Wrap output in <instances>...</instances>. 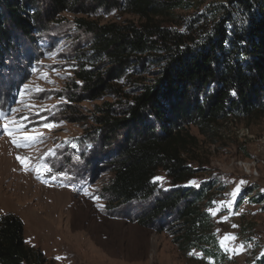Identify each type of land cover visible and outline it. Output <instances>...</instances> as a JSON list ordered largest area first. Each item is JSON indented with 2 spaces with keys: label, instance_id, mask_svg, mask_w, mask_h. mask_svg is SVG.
<instances>
[{
  "label": "rangeland",
  "instance_id": "1",
  "mask_svg": "<svg viewBox=\"0 0 264 264\" xmlns=\"http://www.w3.org/2000/svg\"><path fill=\"white\" fill-rule=\"evenodd\" d=\"M194 10H163L150 22L181 28ZM80 19L122 26L146 21L125 8L93 6L51 12L29 35L17 33L15 53L0 60V214L11 212L23 220L26 244L40 249L50 264H216L196 248L179 246L168 232L125 217L145 203H132L123 212L104 211L100 192L112 173L95 157L94 136H83L95 126L93 117L101 107L123 104L151 75H103L110 65L93 57L94 37ZM82 68L105 76L113 89L91 97L77 75ZM188 131L182 157L194 173L184 185L219 182L208 211L229 257L222 264H254L264 252V114L229 116ZM28 136L33 139H24ZM154 179L161 189L172 187L162 170Z\"/></svg>",
  "mask_w": 264,
  "mask_h": 264
},
{
  "label": "trees",
  "instance_id": "2",
  "mask_svg": "<svg viewBox=\"0 0 264 264\" xmlns=\"http://www.w3.org/2000/svg\"><path fill=\"white\" fill-rule=\"evenodd\" d=\"M93 6L125 8L146 19L127 26L80 19L94 37L93 57L110 65L103 75H151L123 104L101 107L95 126L83 136H94L95 157L112 173L100 192L104 211L145 203L125 217L168 232L173 242L200 250L216 264L227 262L208 211L219 182L184 185L194 169L182 153L190 126L202 129L229 116L264 114V0H0V60L15 53L17 33L29 35L51 12ZM177 7L195 8L181 28L150 22L152 15ZM92 69L77 74L91 97L113 89ZM158 170L166 173L171 188L158 186ZM50 263L40 249L26 244L18 215L0 214V264ZM254 264H264V252Z\"/></svg>",
  "mask_w": 264,
  "mask_h": 264
},
{
  "label": "snow or ice",
  "instance_id": "3",
  "mask_svg": "<svg viewBox=\"0 0 264 264\" xmlns=\"http://www.w3.org/2000/svg\"><path fill=\"white\" fill-rule=\"evenodd\" d=\"M27 87V86H26ZM233 94H235V93H233ZM13 111H15V109H13ZM45 127H47V128H52V127H54V125L53 124H45L44 125ZM4 128L7 130V132H8V135H13V131L9 128V125L8 124H5L4 125ZM24 139H33V137H30V136H28V137H25ZM13 143H17V145L18 146H20V143H19V141H17L15 138L13 139ZM26 146V145H25ZM21 159V163H26V160L24 159V158H20ZM156 180H160V179H162L161 177H156L155 178Z\"/></svg>",
  "mask_w": 264,
  "mask_h": 264
},
{
  "label": "crops",
  "instance_id": "4",
  "mask_svg": "<svg viewBox=\"0 0 264 264\" xmlns=\"http://www.w3.org/2000/svg\"><path fill=\"white\" fill-rule=\"evenodd\" d=\"M70 191H72L71 190V188H68ZM27 227H26V224H24V239H25V242H26V238H27ZM27 243V242H26ZM31 245H35V244H33V243H31Z\"/></svg>",
  "mask_w": 264,
  "mask_h": 264
},
{
  "label": "bare ground",
  "instance_id": "5",
  "mask_svg": "<svg viewBox=\"0 0 264 264\" xmlns=\"http://www.w3.org/2000/svg\"><path fill=\"white\" fill-rule=\"evenodd\" d=\"M19 149V148H18Z\"/></svg>",
  "mask_w": 264,
  "mask_h": 264
}]
</instances>
